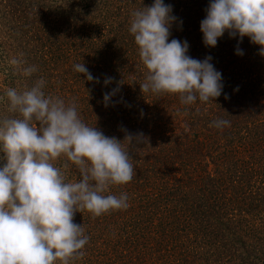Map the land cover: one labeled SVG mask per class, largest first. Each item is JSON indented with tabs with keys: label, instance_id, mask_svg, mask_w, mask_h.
<instances>
[{
	"label": "trees",
	"instance_id": "obj_1",
	"mask_svg": "<svg viewBox=\"0 0 264 264\" xmlns=\"http://www.w3.org/2000/svg\"><path fill=\"white\" fill-rule=\"evenodd\" d=\"M164 3L176 17L169 41H187L189 56H211L222 74L214 101L185 105L178 94L142 93L147 70L130 19L154 0H0V95L43 78L46 95L75 102L80 118L106 136L123 142L143 133L134 147L124 143L133 180L105 193H126L129 207L99 217L77 212L89 243L72 264H264V55L247 36L241 42L227 32L215 48L205 46L210 0ZM78 63L99 83L75 71ZM30 66L36 71L23 75ZM118 87L105 107L104 94ZM9 115L0 102V119ZM218 119L230 123L217 128ZM65 162L55 165L78 181Z\"/></svg>",
	"mask_w": 264,
	"mask_h": 264
},
{
	"label": "clouds",
	"instance_id": "obj_2",
	"mask_svg": "<svg viewBox=\"0 0 264 264\" xmlns=\"http://www.w3.org/2000/svg\"><path fill=\"white\" fill-rule=\"evenodd\" d=\"M171 5L154 0L131 14L130 33L146 68L142 93L178 94L182 104L210 102L223 92L222 74L212 57L197 60L188 55L187 41H169L176 20ZM201 21L206 47L215 48L227 32L242 42L247 36L264 55V0H210ZM237 55L243 51L237 47ZM12 58L10 64L19 66ZM74 70L87 81L99 83L84 63ZM35 66L23 69L30 76ZM113 78L104 80L107 86ZM121 84L122 81L120 82ZM46 82L38 79L31 88H7L0 95L12 114L0 119V153L6 163L0 166V264H72L85 255L89 237L84 226L74 223L77 212L87 210L93 217L127 209L128 196L105 194L113 185L133 180L134 166L124 143L135 146L143 133L128 134L121 142L86 124L75 102L46 95ZM119 87L104 94L107 107ZM227 98V97H226ZM229 121L218 119L222 128ZM61 157L78 169L80 179L68 181L55 165Z\"/></svg>",
	"mask_w": 264,
	"mask_h": 264
}]
</instances>
